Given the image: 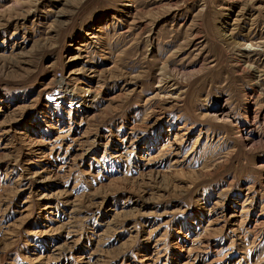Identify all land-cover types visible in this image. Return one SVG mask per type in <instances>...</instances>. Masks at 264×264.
<instances>
[{
    "label": "rangeland",
    "instance_id": "obj_1",
    "mask_svg": "<svg viewBox=\"0 0 264 264\" xmlns=\"http://www.w3.org/2000/svg\"><path fill=\"white\" fill-rule=\"evenodd\" d=\"M0 264H264V0H0Z\"/></svg>",
    "mask_w": 264,
    "mask_h": 264
},
{
    "label": "bare ground",
    "instance_id": "obj_2",
    "mask_svg": "<svg viewBox=\"0 0 264 264\" xmlns=\"http://www.w3.org/2000/svg\"><path fill=\"white\" fill-rule=\"evenodd\" d=\"M70 93V92H69ZM78 96H74V94H73V98H72V101H74V103H78Z\"/></svg>",
    "mask_w": 264,
    "mask_h": 264
}]
</instances>
